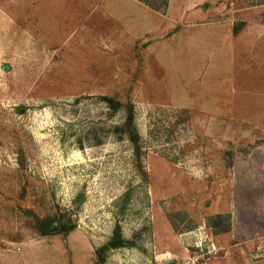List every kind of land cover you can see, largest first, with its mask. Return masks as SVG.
Here are the masks:
<instances>
[{"label":"rangeland","instance_id":"rangeland-1","mask_svg":"<svg viewBox=\"0 0 264 264\" xmlns=\"http://www.w3.org/2000/svg\"><path fill=\"white\" fill-rule=\"evenodd\" d=\"M162 1L0 0V264H96L115 225L102 264H264V50L194 30L264 0Z\"/></svg>","mask_w":264,"mask_h":264},{"label":"crops","instance_id":"crops-1","mask_svg":"<svg viewBox=\"0 0 264 264\" xmlns=\"http://www.w3.org/2000/svg\"><path fill=\"white\" fill-rule=\"evenodd\" d=\"M207 1V0H202ZM209 1V0H208ZM211 1V0H210ZM209 21L200 22L194 28L197 39L201 42L209 41V47L217 51V47L226 52V57L233 58L243 50H264V22L245 23V19L238 18L240 26L230 23L221 26L213 10H210ZM255 56L257 54H254ZM175 256L188 258L190 254L187 250H179ZM174 256V257H175Z\"/></svg>","mask_w":264,"mask_h":264},{"label":"trees","instance_id":"trees-1","mask_svg":"<svg viewBox=\"0 0 264 264\" xmlns=\"http://www.w3.org/2000/svg\"><path fill=\"white\" fill-rule=\"evenodd\" d=\"M141 2L151 5V0H140ZM163 5H165L166 0L162 1ZM101 100H103L108 108L111 111H117L118 109L124 110V120L119 125L116 126V131H121L125 133L129 139V141L134 145L135 149L138 151V140L139 136L136 132L134 127V116H133V105L131 102H120L119 100L108 97V96H101ZM127 194H125V199ZM56 225L53 228V225ZM33 228L40 236H46L54 233H61L63 235H67L74 229V225L69 221H65L62 216L57 215H46V216H37L34 220ZM127 244L121 236L120 228L118 225L112 230L111 236L108 241L103 244L100 248L95 251L96 256V264H102L104 262V255L110 249H116L123 247Z\"/></svg>","mask_w":264,"mask_h":264},{"label":"water","instance_id":"water-1","mask_svg":"<svg viewBox=\"0 0 264 264\" xmlns=\"http://www.w3.org/2000/svg\"><path fill=\"white\" fill-rule=\"evenodd\" d=\"M55 227H56V225L54 224V225H53V228H55Z\"/></svg>","mask_w":264,"mask_h":264},{"label":"built area","instance_id":"built-area-1","mask_svg":"<svg viewBox=\"0 0 264 264\" xmlns=\"http://www.w3.org/2000/svg\"><path fill=\"white\" fill-rule=\"evenodd\" d=\"M166 255H169V253H166Z\"/></svg>","mask_w":264,"mask_h":264}]
</instances>
